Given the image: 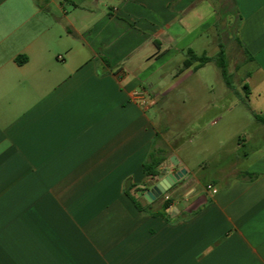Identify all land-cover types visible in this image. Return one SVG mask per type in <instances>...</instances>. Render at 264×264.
<instances>
[{
  "label": "crops",
  "instance_id": "crops-1",
  "mask_svg": "<svg viewBox=\"0 0 264 264\" xmlns=\"http://www.w3.org/2000/svg\"><path fill=\"white\" fill-rule=\"evenodd\" d=\"M221 46L245 59L247 100L227 84L216 100L192 93L186 136L201 140L181 156L150 111L172 103L174 79L200 76L188 51ZM239 107L247 119L206 135ZM256 115L264 0H0V264H264ZM156 150L159 171L187 174L147 200Z\"/></svg>",
  "mask_w": 264,
  "mask_h": 264
},
{
  "label": "rangeland",
  "instance_id": "rangeland-1",
  "mask_svg": "<svg viewBox=\"0 0 264 264\" xmlns=\"http://www.w3.org/2000/svg\"><path fill=\"white\" fill-rule=\"evenodd\" d=\"M226 58L231 83L238 89L240 94L239 102H242L243 99L247 100V96L243 88V82L245 80L247 69L245 59L240 53L236 51V49L232 48L228 51V54L226 53ZM199 75L200 76L197 74V76H194L188 80L181 79L182 77H177L174 79V83H176L174 91L172 90V93L168 95V98L172 99V103H169L167 100H163L150 111L153 118L161 124L160 128L162 132L168 135H176L177 139L180 140V146L181 148L183 147L181 156L185 155L184 147L196 146V144H199L201 140L200 137H196V134H193L192 136L194 141L191 145H189V140L191 138L186 136V117L184 118L185 110L183 101L189 102L192 93H195L193 94V98H198L199 102H206L212 99L216 100L217 98L219 99L222 96V92L226 90V81L224 78H222L221 71L219 67H217L216 62L206 64L199 71ZM200 77H202V80H200ZM200 81H204L205 84L201 83ZM229 117L230 119L235 117L237 119H241L242 121L247 119V111L242 107H239L230 116H227L222 121V123L215 126H210L212 119L211 121L209 120V126L206 129V135H224V128H222V126L226 120L229 119ZM166 127H169L168 133L165 131ZM247 150L248 149L246 148L243 150V152ZM248 152H250L251 157H254L255 153H252L250 150ZM206 179H208V177H206Z\"/></svg>",
  "mask_w": 264,
  "mask_h": 264
},
{
  "label": "trees",
  "instance_id": "trees-1",
  "mask_svg": "<svg viewBox=\"0 0 264 264\" xmlns=\"http://www.w3.org/2000/svg\"><path fill=\"white\" fill-rule=\"evenodd\" d=\"M24 60V59H23ZM23 60H20L19 62H23ZM214 61L216 62L217 66L219 67L221 74L226 81V84L228 87L232 88L233 85L230 80V74L228 72V63H227V58H226V52L224 50V47L221 46V49L219 53L215 57H208L207 55H196L193 51H188L187 53V58L184 61V66L189 67L190 65H193L195 63H198L199 67L204 66L205 64ZM247 90V95H248V87H244ZM257 121L261 122L264 124V117H260L259 115L255 116ZM163 151L162 150H156L153 151L150 155L149 161H147L144 164V171L147 177L153 179L157 177L160 173L159 169L160 166L163 164L165 161V158L162 156ZM246 176H249L250 178H254V174L251 173H243ZM145 189H139L138 192H144ZM132 199L133 203L137 207V209L143 211V212H148L145 208H142L138 202V200L134 196H130ZM171 202L167 201L165 204V209L170 206Z\"/></svg>",
  "mask_w": 264,
  "mask_h": 264
},
{
  "label": "water",
  "instance_id": "water-1",
  "mask_svg": "<svg viewBox=\"0 0 264 264\" xmlns=\"http://www.w3.org/2000/svg\"><path fill=\"white\" fill-rule=\"evenodd\" d=\"M172 163L174 165L178 164V161L172 158ZM187 174L185 169H181L175 173H167L166 169H161L160 173L157 177L153 178L151 181V186L149 187L148 191L144 194V197L147 200L150 199H157L164 195L168 190L174 187L178 181H180L184 175ZM130 183H127V187H129Z\"/></svg>",
  "mask_w": 264,
  "mask_h": 264
},
{
  "label": "built area",
  "instance_id": "built-area-1",
  "mask_svg": "<svg viewBox=\"0 0 264 264\" xmlns=\"http://www.w3.org/2000/svg\"><path fill=\"white\" fill-rule=\"evenodd\" d=\"M143 95H144L143 93L136 92V93L134 94V97H135V98H138V97H142ZM208 188L211 189L212 187L209 186Z\"/></svg>",
  "mask_w": 264,
  "mask_h": 264
}]
</instances>
